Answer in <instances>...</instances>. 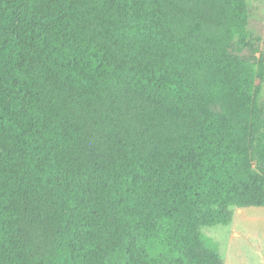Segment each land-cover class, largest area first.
Returning a JSON list of instances; mask_svg holds the SVG:
<instances>
[{"label": "trees", "instance_id": "trees-1", "mask_svg": "<svg viewBox=\"0 0 264 264\" xmlns=\"http://www.w3.org/2000/svg\"><path fill=\"white\" fill-rule=\"evenodd\" d=\"M247 25V0H0V264H224L201 228L264 207Z\"/></svg>", "mask_w": 264, "mask_h": 264}, {"label": "rangeland", "instance_id": "rangeland-1", "mask_svg": "<svg viewBox=\"0 0 264 264\" xmlns=\"http://www.w3.org/2000/svg\"><path fill=\"white\" fill-rule=\"evenodd\" d=\"M247 6V29L251 36L260 39L257 45L264 52V0H247ZM259 102L264 109V90L259 95ZM262 212L264 207L260 206L233 207V217L229 224L203 226L201 231L216 243L226 264H230L232 258L237 256L246 262L248 248L261 241L264 235Z\"/></svg>", "mask_w": 264, "mask_h": 264}, {"label": "crops", "instance_id": "crops-1", "mask_svg": "<svg viewBox=\"0 0 264 264\" xmlns=\"http://www.w3.org/2000/svg\"><path fill=\"white\" fill-rule=\"evenodd\" d=\"M261 214H264L263 212ZM224 264H226V260L224 259ZM230 264H264V235L261 238V241L258 243H254L253 246L248 248L247 259L246 262L241 261L240 258L233 257L232 262Z\"/></svg>", "mask_w": 264, "mask_h": 264}]
</instances>
